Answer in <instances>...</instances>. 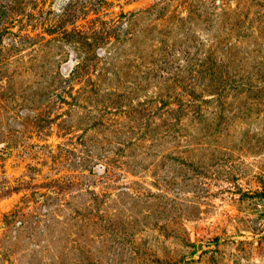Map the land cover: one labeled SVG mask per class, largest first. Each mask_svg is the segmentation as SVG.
I'll return each instance as SVG.
<instances>
[{"label":"rangeland","instance_id":"rangeland-1","mask_svg":"<svg viewBox=\"0 0 264 264\" xmlns=\"http://www.w3.org/2000/svg\"><path fill=\"white\" fill-rule=\"evenodd\" d=\"M0 264H264V0H0Z\"/></svg>","mask_w":264,"mask_h":264}]
</instances>
